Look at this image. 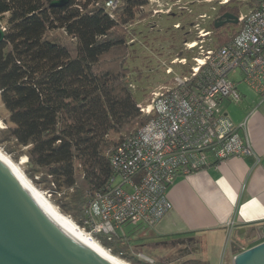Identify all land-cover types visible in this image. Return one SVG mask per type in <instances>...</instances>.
Instances as JSON below:
<instances>
[{
    "label": "trees",
    "instance_id": "obj_1",
    "mask_svg": "<svg viewBox=\"0 0 264 264\" xmlns=\"http://www.w3.org/2000/svg\"><path fill=\"white\" fill-rule=\"evenodd\" d=\"M52 1L0 0V27H6L0 99L10 123L0 132V145L15 146V159L26 155L27 175H41L37 183L48 182L54 192L73 188L71 204H61V211L82 224L87 191L104 189L113 174L111 153L149 119L138 107L126 65L127 26L147 15L141 11L146 0H120L113 16L107 0ZM226 14L237 19L239 10L221 6L212 23L219 44L237 32L223 30L234 20L217 26ZM121 238L95 240L131 264H149Z\"/></svg>",
    "mask_w": 264,
    "mask_h": 264
},
{
    "label": "built area",
    "instance_id": "obj_2",
    "mask_svg": "<svg viewBox=\"0 0 264 264\" xmlns=\"http://www.w3.org/2000/svg\"><path fill=\"white\" fill-rule=\"evenodd\" d=\"M119 4L120 0H107L106 10L113 16ZM208 18L205 13L197 17ZM237 24L236 34L219 44L213 30L196 22V38L184 42L188 55L162 62L172 77L146 102L138 103L148 121L111 153L113 174L105 188L86 193L80 227L98 242V235L108 240L119 237L118 230L125 224L155 227L172 209L168 189L177 176L255 154L249 138L244 140L239 133L247 130L248 119L235 124L222 113L221 100L242 99L233 72L264 99V0L240 13ZM0 128L5 127L0 124ZM73 190L56 192L62 196Z\"/></svg>",
    "mask_w": 264,
    "mask_h": 264
},
{
    "label": "crops",
    "instance_id": "obj_3",
    "mask_svg": "<svg viewBox=\"0 0 264 264\" xmlns=\"http://www.w3.org/2000/svg\"><path fill=\"white\" fill-rule=\"evenodd\" d=\"M233 77L242 99L221 100V111L235 124L248 119L247 130L239 133L249 138L255 154L176 177L168 189L170 212L155 227L138 226L153 245L172 248L160 261L175 258L180 247L191 245L194 253L218 246L235 264L237 254L264 241V99L239 73ZM183 240L186 244H179Z\"/></svg>",
    "mask_w": 264,
    "mask_h": 264
},
{
    "label": "rangeland",
    "instance_id": "obj_4",
    "mask_svg": "<svg viewBox=\"0 0 264 264\" xmlns=\"http://www.w3.org/2000/svg\"><path fill=\"white\" fill-rule=\"evenodd\" d=\"M146 2L147 5L144 9L152 16L149 15L143 21H139L141 19L137 18L132 25L127 26V28L129 27L127 39L128 41L133 40V42L129 43V57L126 65L130 69L129 80L134 86L133 88L131 87L132 92L140 103L146 102L153 90L159 85L166 83L172 77L161 67L162 62H169L177 56L188 55L184 49V42L196 38L197 31L193 28V24L199 22L202 27L214 31L212 23L219 14L221 6L224 5L221 4V0H147ZM252 3L253 0H233L227 4L237 8L240 14L247 13L251 9ZM183 6H185L184 9ZM153 8L162 9L163 11L155 13ZM169 8L171 11L167 13L166 11ZM172 13H176V15H172ZM204 13L210 18L204 21L197 19L199 14ZM177 22L182 23L184 29H175L173 25ZM2 24H5V22H2ZM238 26V24L234 23L228 24L224 26L223 30H227L231 35L234 30L238 29ZM216 39L214 38V40ZM235 74L236 72H233L231 77ZM8 117V113L0 99V124L5 128L10 124ZM5 128H0V132ZM0 148L21 167L31 182L60 211L62 210L61 204H71V194H68V192L60 196L54 192L48 182H36L37 178L41 176L40 174L35 179L27 175L30 167L26 161V155H20L18 159H15V156L19 155V150L15 146L10 145V143H3ZM66 216L70 217L77 225H81L75 221L74 215ZM144 231L146 229L129 223L123 225L119 229L118 234L119 237H122L121 239L127 242L132 254H136L146 260L150 257L156 261L155 264H163L160 260L164 255L171 253L172 248L170 250L153 245L150 239L143 237ZM189 258L199 259L201 264H232L230 252L223 255V247L219 249L218 246L213 247L212 250H207V252H204L202 248L196 250Z\"/></svg>",
    "mask_w": 264,
    "mask_h": 264
},
{
    "label": "water",
    "instance_id": "obj_5",
    "mask_svg": "<svg viewBox=\"0 0 264 264\" xmlns=\"http://www.w3.org/2000/svg\"><path fill=\"white\" fill-rule=\"evenodd\" d=\"M68 0H53L63 6ZM226 19H237L226 14ZM223 22H218L221 26ZM5 31L0 27V41ZM0 162V264H103L105 258L54 221ZM187 240L179 242L186 244ZM186 247L185 249H187ZM105 264H112L106 260ZM235 264H264V241L235 256Z\"/></svg>",
    "mask_w": 264,
    "mask_h": 264
},
{
    "label": "bare ground",
    "instance_id": "obj_6",
    "mask_svg": "<svg viewBox=\"0 0 264 264\" xmlns=\"http://www.w3.org/2000/svg\"><path fill=\"white\" fill-rule=\"evenodd\" d=\"M0 162L12 173V175L18 180L15 184L16 186L21 183L23 187L36 199V201L44 208L45 212L42 214L44 216L46 213L56 221L59 225L57 228L62 226L71 234H73V238L71 241L77 237L84 243H86L90 249L87 251L88 253L93 249L103 258H105L103 264H105L106 260L112 264H130L127 261L111 254L108 250H106L103 246H101L95 238L91 237L85 230H83L80 226H78L70 217L66 216L62 213L45 195L39 190L31 180L26 176L21 167L14 162L13 159L9 155H7L0 148Z\"/></svg>",
    "mask_w": 264,
    "mask_h": 264
},
{
    "label": "flooded vegetation",
    "instance_id": "obj_7",
    "mask_svg": "<svg viewBox=\"0 0 264 264\" xmlns=\"http://www.w3.org/2000/svg\"><path fill=\"white\" fill-rule=\"evenodd\" d=\"M147 1V0H146ZM147 5V2H145L143 5H141V11L142 12H144V13H146L147 15L144 17V18H139V19H141V20H139V21H143V20H145L149 15H151V14H148L147 12H146V10L144 9L145 8V6ZM157 6H158V4H157ZM184 7L185 6H183V9H184ZM186 9V8H185ZM168 10H170V8L168 9ZM168 10L166 11L167 13H168ZM153 11L155 12V13H158V12H161V11H163L162 9H157V8H153ZM190 13V12H189ZM172 15H176V13H172ZM152 16V15H151ZM220 20L221 21H219V22H224V20H227L226 19V17H224V18H220ZM231 19H229V21H230ZM176 24H179V26L178 27H176L175 25ZM173 27L175 28V29H184V26L182 25V23H180V22H177V23H175L174 25H173ZM186 248V246H184V247H180L179 248V250H177L176 251V253H175V258H172V259H170V260H162L161 262L163 263V264H196L195 263V260L196 259H194V258H189L190 256H192V254H193V250H194V247L193 246H189L187 249H185Z\"/></svg>",
    "mask_w": 264,
    "mask_h": 264
}]
</instances>
